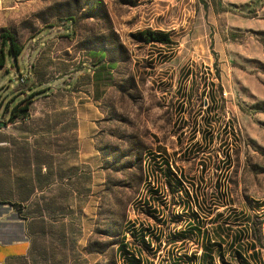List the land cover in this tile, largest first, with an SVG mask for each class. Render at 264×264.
<instances>
[{"label":"rangeland","instance_id":"1","mask_svg":"<svg viewBox=\"0 0 264 264\" xmlns=\"http://www.w3.org/2000/svg\"><path fill=\"white\" fill-rule=\"evenodd\" d=\"M1 54L0 149L51 154L29 203L60 205L66 264H264V0H0Z\"/></svg>","mask_w":264,"mask_h":264},{"label":"crops","instance_id":"2","mask_svg":"<svg viewBox=\"0 0 264 264\" xmlns=\"http://www.w3.org/2000/svg\"><path fill=\"white\" fill-rule=\"evenodd\" d=\"M76 120L74 146L77 148L78 156L83 159L81 153H86L92 158L93 155L96 156L92 146L95 127L93 120L90 114L82 113L76 114ZM0 127V132H3L1 129L5 127ZM1 140L0 144H8V140ZM62 144L65 146V143ZM0 191L3 193L2 189ZM58 208H61L60 205ZM37 211H41V214H37ZM45 211L47 208L44 206L34 205L29 201L15 206L0 202V264H66L65 251L73 248L76 250L77 236L74 235L75 242L72 240L69 245L62 219L57 220L52 215L46 218Z\"/></svg>","mask_w":264,"mask_h":264},{"label":"trees","instance_id":"3","mask_svg":"<svg viewBox=\"0 0 264 264\" xmlns=\"http://www.w3.org/2000/svg\"><path fill=\"white\" fill-rule=\"evenodd\" d=\"M138 36L140 38L141 41L147 43V42H153V43H157V44H161V45H168L171 44L172 41L170 39V35L168 32L166 31H156V30H150V29H145L142 31H139ZM8 44H9V52L10 55L16 56L19 53V49L13 45L8 37ZM4 65V56L1 54L0 55V68H2ZM14 106V105H13ZM12 109V108H11ZM26 110L25 107H21V109H18V111H23ZM18 113L14 112V110H9V117L10 119H12V117H17ZM21 118H27L28 113L26 111H24V113L22 112V114L20 115ZM25 130V129H23ZM1 139H4L3 137H0V141H2ZM58 140V139H57ZM57 140L54 139V144L56 146V148H58L57 151H63L67 149V146L62 145L61 147L57 146ZM9 141V140H8ZM66 141V139H65ZM13 142V141H11ZM26 142V141H25ZM67 143V142H66ZM31 148H35L34 146H30L28 143H21V145L18 147L17 151L15 153H13V151L11 149H5V153L3 151L4 154L1 155L6 161H14L15 163L18 162V166H20L22 169L21 170H26L27 173L24 172L23 175H21L20 177H17L14 180V184L15 187L14 189L11 187H6V186H2L0 187V189H2L3 193H0V202L1 203H7L9 205L15 206V205H20L21 202H26L29 201L30 196L32 195V193L35 190V186H34V179L32 174H30L31 168H35L36 173L40 171V169L42 168L44 170V173L42 174V176H39L37 173V176L43 179V181H45L46 183H48L50 181V176H49V159L51 157V154L48 152H40L37 148L35 149H31ZM60 149V150H59ZM42 164V165H41ZM33 168V169H34ZM58 178H60L58 176ZM12 191V194L10 193V191ZM1 192V191H0ZM7 193V194H5ZM56 205V204H54ZM52 205L50 202L49 203H45L44 208H48L50 210V212H54L58 209V205L54 206ZM54 206V207H53ZM37 214H41V211H37ZM201 257L203 258H207L206 253H202Z\"/></svg>","mask_w":264,"mask_h":264},{"label":"built area","instance_id":"4","mask_svg":"<svg viewBox=\"0 0 264 264\" xmlns=\"http://www.w3.org/2000/svg\"><path fill=\"white\" fill-rule=\"evenodd\" d=\"M158 155V156H157ZM160 157H161V155H160V152H156V157H155V155L154 154H148L147 155V161H148V163H150V162H153L155 159H160ZM175 173H176V171H174ZM158 172L156 171V174H157ZM159 176L161 177L162 175H161V171H160V173H159Z\"/></svg>","mask_w":264,"mask_h":264},{"label":"water","instance_id":"5","mask_svg":"<svg viewBox=\"0 0 264 264\" xmlns=\"http://www.w3.org/2000/svg\"><path fill=\"white\" fill-rule=\"evenodd\" d=\"M0 126H3V123L2 122H0Z\"/></svg>","mask_w":264,"mask_h":264}]
</instances>
